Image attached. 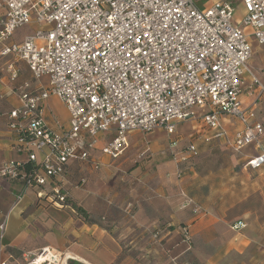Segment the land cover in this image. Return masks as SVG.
Returning a JSON list of instances; mask_svg holds the SVG:
<instances>
[{
  "label": "built area",
  "instance_id": "2783aa9c",
  "mask_svg": "<svg viewBox=\"0 0 264 264\" xmlns=\"http://www.w3.org/2000/svg\"><path fill=\"white\" fill-rule=\"evenodd\" d=\"M199 1L1 0L0 57L13 60L6 65L10 80L19 77L17 64L23 62L34 79L47 77L48 82L40 90L29 89L28 82L19 85L20 105L6 119L17 148L28 157L25 162L0 160V177H24L29 187L51 182L48 199L65 207L69 191L62 184L68 163L88 160L102 134L113 133L101 149L112 159L130 148V134L173 135L187 120L198 121L195 138L210 131L206 140L225 141L235 152L254 144L261 148L264 125L254 120L256 112L244 106L241 94L253 55L246 28L264 45V0H240L241 15L231 0H215L205 8ZM30 24L37 25L35 31L9 43L17 29ZM252 81L264 93V84L256 77ZM13 93L0 92V99ZM51 96L69 112V127L62 132L43 115ZM223 115L242 126L232 137L221 125ZM170 143L178 144L177 135ZM199 153L193 142L178 155L186 159ZM27 161L39 168L26 173ZM245 166L264 171V149ZM176 172L181 177L179 166ZM244 226L239 221L231 228ZM6 227L4 219L0 239ZM183 231L189 242L190 230ZM64 258L44 247L22 263L7 258L0 264H61Z\"/></svg>",
  "mask_w": 264,
  "mask_h": 264
},
{
  "label": "crops",
  "instance_id": "0c3cea01",
  "mask_svg": "<svg viewBox=\"0 0 264 264\" xmlns=\"http://www.w3.org/2000/svg\"><path fill=\"white\" fill-rule=\"evenodd\" d=\"M214 1L200 0L199 4L201 8H205ZM231 1L241 11L239 14L241 15L243 8L240 0ZM2 12L3 9L0 7V17ZM36 28L37 25L30 24L17 29L9 43L21 42L27 34L35 31ZM252 30L251 27L246 28V32L252 40L253 55L247 63L248 69L242 76L243 92L241 96L244 106L255 110L254 120L264 125V93H261L259 84H254L252 81L256 77L264 84V45H260L256 41ZM11 61L13 60L10 56L0 57V92H14L9 95L5 94L0 99V160L14 159L25 162L28 156L17 148L16 135L8 127L6 113L20 105L18 92L20 84L28 82L29 89L40 90L46 87L48 78L34 79L26 64L19 62L17 66L20 75L16 81H11L6 71V65ZM58 102L65 106L64 118L61 117L62 112L59 114L53 108V105ZM44 103L43 115L49 126L58 132L67 129L70 117L66 105L55 96L49 97ZM221 125L228 130L231 137L242 127L239 121L226 115H223ZM137 133L142 132L136 131L130 134V144L134 142L133 138ZM180 134L176 135L180 137ZM193 135L195 134L193 133ZM209 135H211L210 131L195 138L194 142L197 143L199 152H202L203 148L215 140L214 138L206 140ZM112 137L113 133L111 132L100 135L91 150L90 158L69 162L64 175L63 187L69 191L71 198L76 199L88 210L92 218H104L106 210L111 209L103 201L109 193L106 186L111 183V173L122 170L125 166L123 162L125 163L127 160L123 159L122 162L120 160L127 156L129 150L132 149L130 147L116 159L104 155L101 149ZM260 140L261 148L264 149V134ZM221 143L227 146L225 141H221ZM261 148L255 144L245 147L244 164L254 154L259 153ZM179 159H175L176 166H179L178 162L180 163L182 160ZM96 162L99 163L98 167L95 165ZM255 170L264 175L263 169ZM132 172L137 174L136 169ZM185 173L184 171V174L182 173L179 177L176 172L177 179L181 180ZM222 178L225 184L230 180L229 175ZM161 181L156 186L158 191L163 186ZM84 184L86 185L84 186ZM135 186L136 188L141 187L139 184ZM132 188L134 200H128V202L121 200V203H128L127 209L133 203L131 217L135 219L134 224L117 226L113 221L109 227H106L98 219L95 223L86 222L81 216H77L75 210L69 205L66 206L67 209L61 210L62 208L52 203L47 204L46 200L52 192L51 182L42 187L36 185L29 187L24 177H0V222L4 219L7 222L4 238L0 239V260L8 258L11 262L22 263L26 258L37 254L41 248L49 247L65 255L61 264H68L69 260L80 264H171L170 258L174 260L175 264H264V209L257 210L256 218L252 212L249 213L252 215L250 216L247 211L234 214L233 208L239 202L235 200L230 203L217 201L219 187L215 188L212 184L211 191L209 190L210 194L206 197L207 203L204 205L206 212L190 220L189 225L180 228L182 231L184 227H188L190 230L194 242L193 250L187 253L186 246L180 241L182 233L179 227L174 228L176 223L186 221L188 213L178 212L177 208L173 207L175 211L170 216L174 219L171 221L168 218L166 221L170 229L173 230H168L163 235L166 228L160 225L154 230L156 232L154 236L163 232L161 246L167 250L173 246L177 253L172 257L156 255L157 249L154 246L153 237L147 239L146 236L140 237V235L145 231L144 228L153 226L157 215L165 217L169 214V204L171 203L167 202L166 194L159 192L160 199L156 202L155 199L152 200L151 195H147L148 191L142 198V195L137 197L135 187ZM142 188L146 192L148 187L143 186ZM258 188L264 194V176L261 177ZM223 190L222 194L229 200V195L234 192L233 189L229 186ZM19 197H21L20 200ZM185 197L188 198L189 203H194V206H197L192 197L187 195ZM114 198H117V195ZM111 200L108 203L115 202L112 198ZM157 204L159 208H155ZM239 221H243L245 226L238 230L232 229L231 226ZM127 237H129L128 243L124 245L123 241ZM123 245L131 247L130 249H140L141 247L142 255L139 257L123 256Z\"/></svg>",
  "mask_w": 264,
  "mask_h": 264
},
{
  "label": "rangeland",
  "instance_id": "374dc122",
  "mask_svg": "<svg viewBox=\"0 0 264 264\" xmlns=\"http://www.w3.org/2000/svg\"><path fill=\"white\" fill-rule=\"evenodd\" d=\"M240 13L241 11L238 10L237 14L239 15ZM64 107L65 106L59 102L53 105V108L56 109L59 114L62 112V118H64ZM197 123L198 121L196 120H187L177 125L178 129L175 134H181L180 137L177 136L178 144L175 147H171L170 142L176 140V135H169L167 131H155L150 134L137 133L133 138L134 142H131L130 147L132 149L129 150L130 152H128L127 156L120 160V162L124 161L123 159L127 160L125 163L123 162L125 166L122 165V170H116L111 173V183L106 186L108 189L107 192L109 193L103 201L104 204L111 209H109V211L108 209L106 210L104 218L99 217L95 219L104 223L106 227H109L113 221H115L117 226L134 224L135 219L131 217L133 203L129 205L128 209V203H126L128 200H134L132 187H135V194L137 197L138 195H142V198L145 197L148 191L147 195H151L152 200L155 199L156 202L160 199L159 192L161 194H166L167 202L171 203L169 204V214L165 217L157 215V218L153 221V226H156H147V229L144 228L145 231L140 237L146 236L147 239L153 237L152 240L157 249L156 255L172 257L177 252L174 251L173 246H171L169 250L163 248L161 246V244H163L161 240L163 232L155 237L154 233L156 234V232L154 230H156L158 226L163 225V227L166 228L163 235L168 230L172 231L173 229H170L166 221L168 218L171 219V221L174 219L170 215L174 214L176 208L178 212L184 211L188 213L186 221L175 224L174 228L179 227V230L183 226L189 225L188 222L194 217L205 213L206 207L204 205L207 203L206 197L210 194V187L212 184L215 188L219 187L217 191V201L220 200L221 203L228 201L230 203L235 200L239 203L233 208L234 214H241V212L247 211L248 214L252 212L254 218H256L257 210L261 211L264 209V194L261 193L258 188L260 179L261 177L263 178L264 175L259 171H253L245 166L243 159L244 148L242 151L235 152L228 146L223 145L218 139H215L210 145L202 149V152H200L193 166L183 168V174L184 171L186 172L185 176L181 180L177 179L175 171L178 166H176L175 159H179L178 154L180 151L194 142L195 137L193 133L197 131ZM190 135L193 136L190 137ZM143 152L147 154L141 156ZM178 165H180V163H178ZM134 169H136L137 174L132 172ZM225 175L230 176V180L226 184L222 178L223 176L225 177ZM160 180H162L163 186L162 189L158 191V187L156 186L160 184ZM137 184L141 185V187L136 188L135 185ZM85 185L86 184H84V186ZM143 186L146 188L148 187L149 190L147 188L145 192L142 188ZM229 186L234 191L232 195H229L230 201L227 199V196L222 194L224 191L223 189L229 188ZM115 195H117V198H114ZM186 195L192 197L197 206H194V203L189 204L190 201L188 202V198L185 197ZM111 198L115 202L108 203ZM73 200L78 203L76 199ZM121 200H126V202L122 204ZM46 203L50 204L52 202L47 198ZM188 204L190 206H188ZM173 207H175V209H173ZM60 208H62L61 210L67 209L66 206ZM155 208H159V205L157 204ZM195 208L199 209L197 213L193 212ZM180 231L182 233L181 236L179 235L180 241L186 246L187 253H190L194 248L192 234L188 242L185 240L182 229ZM128 239L129 237L123 241L124 245L128 243ZM130 248L129 246L124 247L123 256L132 255L139 257L142 255L143 250L141 247L140 249ZM170 260L171 264H175L174 260L171 258Z\"/></svg>",
  "mask_w": 264,
  "mask_h": 264
},
{
  "label": "trees",
  "instance_id": "16d2710c",
  "mask_svg": "<svg viewBox=\"0 0 264 264\" xmlns=\"http://www.w3.org/2000/svg\"><path fill=\"white\" fill-rule=\"evenodd\" d=\"M200 153L195 155V156H188L186 159H182L180 162V167L179 169L183 171L184 167H191L195 164V160L199 157ZM39 168V164L37 162H31V161H27L24 164V170L26 173H34L36 169ZM66 206H71L77 213V216H81L83 219L86 220V222L88 223H95L97 222V219L92 218L90 213L88 212V210L83 206L78 204L77 202H75V200H73V198H71V195H68L67 200L65 201ZM190 206V205H188ZM68 264H80L74 260H69Z\"/></svg>",
  "mask_w": 264,
  "mask_h": 264
}]
</instances>
